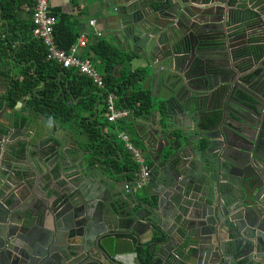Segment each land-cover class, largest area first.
Here are the masks:
<instances>
[{"label":"water","instance_id":"95a60500","mask_svg":"<svg viewBox=\"0 0 264 264\" xmlns=\"http://www.w3.org/2000/svg\"><path fill=\"white\" fill-rule=\"evenodd\" d=\"M106 1L145 60L148 172L2 102L0 264H264V0Z\"/></svg>","mask_w":264,"mask_h":264},{"label":"trees","instance_id":"16d2710c","mask_svg":"<svg viewBox=\"0 0 264 264\" xmlns=\"http://www.w3.org/2000/svg\"><path fill=\"white\" fill-rule=\"evenodd\" d=\"M51 13L56 18L52 27L53 39L57 46L67 48L78 33L76 19L58 10ZM0 20L6 23L0 25V64L3 67L8 61L15 64L16 72L20 75L19 79L10 78L7 82L2 97L8 105L12 106L15 100L28 94L23 100L24 104L60 120L73 119L80 124L94 153L100 154L103 153L101 150H106L97 148L101 136L92 123L96 119L94 117L92 122L89 121L86 115L79 113L80 109H88V113L92 114L96 97L99 95V99H104L108 92L115 96V108L126 109L131 114H139L149 104L147 89L141 88L143 69L137 67L130 70L129 61L133 52L116 48L101 34L86 43L84 53H91L89 58L99 68L103 82V87L98 88L83 73L61 67L57 61L45 58L42 41L31 35L30 19L17 20L12 10L2 4ZM13 41L15 43L11 44ZM69 99L75 100L67 101ZM93 140L99 141L96 147L93 146ZM124 166L114 164V169L120 170Z\"/></svg>","mask_w":264,"mask_h":264},{"label":"crops","instance_id":"0c3cea01","mask_svg":"<svg viewBox=\"0 0 264 264\" xmlns=\"http://www.w3.org/2000/svg\"><path fill=\"white\" fill-rule=\"evenodd\" d=\"M33 0H0V6L4 4L8 8H10L14 14V17L17 20H28L29 14L32 8ZM107 1L106 0H49V8L50 11L58 10L60 12L66 13L68 15H71L73 18L76 19V30L77 32L83 31L85 32L87 36V42L92 41L94 38L93 31L99 30L101 36L103 39H105L110 44L114 45L116 48L126 51V52H133V56L129 61L130 64V70L133 68H142L143 71L145 70V60L144 58L135 51L134 47L131 49L124 50L123 45L115 41L114 38L109 35V29H108V21L106 20L105 16V7H106ZM93 19L94 23L93 26L88 25V20ZM6 24L5 22H2L0 20L1 24ZM15 41H13L11 44H14ZM85 46L78 48V52L81 56L85 57H91V53H88L85 55ZM7 60V59H6ZM1 62V58H0ZM17 66L15 64H11L9 61L6 66H1L0 64V107L2 106L1 103L5 102V99L2 97L4 95L6 88H7V82L10 78L17 77L20 78V75H18ZM145 72V71H144ZM148 95L149 90L147 89ZM29 95H25L21 98H18L15 100V102L11 105H8V107L12 110L13 114L15 116H18L21 113H28L33 115H40L44 118H49L54 122V125L59 128L63 129L67 132V134L71 137H73L76 141V144L80 147H82L84 150H91L92 154H95L93 149L91 148V142L88 139V137L85 135L83 131H81L82 126L80 124L75 123V120L73 119H67V120H60L59 118H56L52 115H47L42 113L41 111H37L34 108H32L30 105L24 104L23 100L27 98ZM149 104L145 107V109L141 110L140 113L143 112H150L152 110L151 103V97L149 96ZM71 99L67 100L70 101ZM75 100V99H74ZM71 100V101H74ZM104 99L101 97L99 99V95L96 97L93 107H92V114L88 113V109H80L79 113L81 115H86L87 119L92 122V119L95 117L96 122H92L97 129V132L100 134V130L102 134H100V144L97 148L99 149H105L107 154L111 155L109 159L106 160V164L110 165L113 170L119 172L121 170H125V155L126 152L123 148L122 142L117 137V134L121 131L126 132L129 136V139L133 146L139 148L140 142L137 140L135 134L131 130V123L128 121L131 116L138 115V114H131L129 111V114L121 119H116L114 121H107L106 120V110H105V103ZM7 115V112H5ZM86 119V120H87ZM144 121V120H142ZM97 126H100V130ZM129 131L130 134H129ZM99 141L93 140V146H97ZM114 143L115 149L111 146V144ZM117 151V152H116ZM129 156V155H128ZM86 157H89V154H86ZM146 163V161H145ZM114 164L121 166H124L120 170L114 169ZM105 172H109V170L106 168ZM134 177L133 173L127 172L124 175L120 176V179H124L127 182L131 181ZM132 187L134 188L135 185L132 184Z\"/></svg>","mask_w":264,"mask_h":264},{"label":"built area","instance_id":"2783aa9c","mask_svg":"<svg viewBox=\"0 0 264 264\" xmlns=\"http://www.w3.org/2000/svg\"><path fill=\"white\" fill-rule=\"evenodd\" d=\"M29 18L32 23L31 35L42 41L45 47V58L57 61L61 67L73 68L77 72L83 73L89 77L98 88L103 87L99 71L92 64L91 59L89 57L81 56L78 52V48L85 46L87 43L85 32H78L74 41L69 44L67 48L57 46L52 34V27L56 18L50 11L49 0H33ZM93 23V19L88 20V25L93 26ZM93 33L94 36L100 35V31L96 29ZM104 101L106 110L105 118L107 121L121 119L129 114V111L126 109H117L114 107L115 96L113 93L108 92L104 97ZM117 137L122 142L123 148L128 152L131 160L139 163L141 176L145 177L148 168L142 163L140 150L135 147V145L133 146L131 144L126 132H119Z\"/></svg>","mask_w":264,"mask_h":264},{"label":"flooded vegetation","instance_id":"af4514ba","mask_svg":"<svg viewBox=\"0 0 264 264\" xmlns=\"http://www.w3.org/2000/svg\"><path fill=\"white\" fill-rule=\"evenodd\" d=\"M129 136V135H128ZM128 139H129V137H128ZM129 141H130V139H129ZM131 142V141H130ZM132 144V143H131ZM133 145V144H132ZM139 149V148H138ZM140 150V149H139ZM140 153H141V151H140ZM124 155H125V159H127V161L126 162H128V161H132L131 160V158H130V156H128L129 154H128V152L126 151L125 153H124ZM141 159H142V153H141ZM142 163L144 164V165H146V163H145V161H142Z\"/></svg>","mask_w":264,"mask_h":264},{"label":"rangeland","instance_id":"374dc122","mask_svg":"<svg viewBox=\"0 0 264 264\" xmlns=\"http://www.w3.org/2000/svg\"><path fill=\"white\" fill-rule=\"evenodd\" d=\"M96 69L99 71V68L96 66ZM100 72V71H99ZM76 123V122H75Z\"/></svg>","mask_w":264,"mask_h":264}]
</instances>
